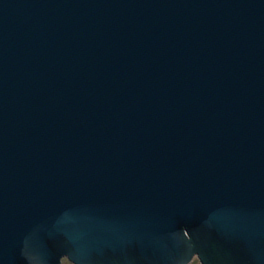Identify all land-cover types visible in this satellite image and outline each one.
I'll return each instance as SVG.
<instances>
[{
    "label": "water",
    "instance_id": "obj_1",
    "mask_svg": "<svg viewBox=\"0 0 264 264\" xmlns=\"http://www.w3.org/2000/svg\"><path fill=\"white\" fill-rule=\"evenodd\" d=\"M264 264V0H0V264Z\"/></svg>",
    "mask_w": 264,
    "mask_h": 264
},
{
    "label": "rangeland",
    "instance_id": "obj_2",
    "mask_svg": "<svg viewBox=\"0 0 264 264\" xmlns=\"http://www.w3.org/2000/svg\"><path fill=\"white\" fill-rule=\"evenodd\" d=\"M60 264H72V263L69 262L65 257H63L61 259ZM187 264H200V263H199L198 259L195 256H193L192 259Z\"/></svg>",
    "mask_w": 264,
    "mask_h": 264
}]
</instances>
